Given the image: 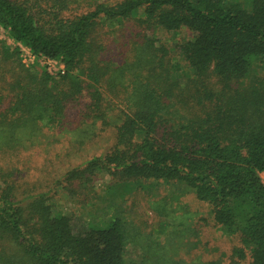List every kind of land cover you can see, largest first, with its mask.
I'll return each mask as SVG.
<instances>
[{"label": "trees", "instance_id": "obj_1", "mask_svg": "<svg viewBox=\"0 0 264 264\" xmlns=\"http://www.w3.org/2000/svg\"><path fill=\"white\" fill-rule=\"evenodd\" d=\"M0 30L65 69L27 67L0 40V264H186L153 240L125 256L140 237L126 198L163 184L169 237L198 248L191 197L233 239L226 258L190 264H264V0H0ZM46 133L48 157L103 134L111 145L22 193L20 154ZM56 188L99 221L75 227Z\"/></svg>", "mask_w": 264, "mask_h": 264}, {"label": "rangeland", "instance_id": "obj_2", "mask_svg": "<svg viewBox=\"0 0 264 264\" xmlns=\"http://www.w3.org/2000/svg\"><path fill=\"white\" fill-rule=\"evenodd\" d=\"M184 34L185 33L183 32L173 34V38H175L176 41L181 39L180 42H182L185 37ZM168 38L171 37L168 36ZM0 40L11 49H18L21 62L25 66L33 67L38 71H45L48 75L54 78L63 75L65 71L64 65L59 60H47L42 56L34 55L29 49L22 47L20 44L10 39L4 30H0ZM80 109L81 107H76L74 110L70 111L68 113V119H74V114L79 113ZM75 126L77 125H74L73 130L67 131V134L63 133L61 139H63L64 136H68V142L70 140L73 141L76 137V132L81 131ZM107 138L108 135L103 134L100 139L98 138L95 139L94 142L92 141L93 143H85L80 147H77V145L72 150L71 155H67V153H69V147L57 148V152L48 157V150L51 149L50 146L53 137L46 133L44 138H40L39 145L28 152L20 154L23 163L19 165H21V167L24 166L21 175L27 179V181H25L26 184H22L23 188L20 190H23L22 193L32 191V188H36L34 191H38V188H43L42 185L44 182L48 183L49 175L47 172L54 174L58 173L56 171H60V169L63 168L60 171L62 172L65 168L77 166L83 160L90 158L92 155L101 154L111 145ZM49 159H52L51 162H49ZM0 166H3V161H0ZM259 178L261 183L264 184V173H260ZM35 180H41V183L38 184ZM55 190V194H52L50 199L51 204L55 209H59L72 217L75 227L80 229L89 223L99 221L100 214H97L94 211L92 212L90 200L87 199L84 200V203H81V198V201L79 200L80 202H76L69 199L62 188H56ZM172 191L173 188L169 185L163 184L161 186H149L143 191H138L134 197L126 198V205L123 208L125 211V217L131 224L133 223L134 226L140 228H134L139 232L140 237H131L134 239V244L137 246H135L136 249L131 248V245L128 246L125 252L126 258L134 260L139 259L142 256L144 244L146 245V242L151 240L158 241L160 247L166 248L165 255L180 263L190 264L192 260L205 261L210 258H216L220 255L225 256L226 258L233 247V239L220 235L216 228L211 225L210 221H208L210 218L207 209L196 203L191 197L184 198V202L188 206V211L193 215L192 227L195 228L198 233L197 239L199 245L196 251L187 250L188 245L192 240L188 236L184 238H181V236L175 238L169 237L167 235V230L161 228V221L163 220L157 216V212L154 210L159 204L162 205L161 201L164 198L168 199V197H171ZM75 200H77V198H75ZM169 232L173 233V230H169Z\"/></svg>", "mask_w": 264, "mask_h": 264}]
</instances>
